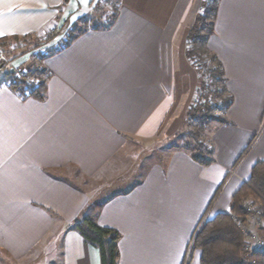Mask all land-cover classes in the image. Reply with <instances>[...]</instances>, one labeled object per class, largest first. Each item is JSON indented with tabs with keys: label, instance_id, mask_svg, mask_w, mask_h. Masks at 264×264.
<instances>
[{
	"label": "crops",
	"instance_id": "crops-1",
	"mask_svg": "<svg viewBox=\"0 0 264 264\" xmlns=\"http://www.w3.org/2000/svg\"><path fill=\"white\" fill-rule=\"evenodd\" d=\"M62 1L0 0V38L59 29L95 0ZM203 1L121 0L108 27L45 55L43 100L0 86V264L43 242L48 264H100L98 249L69 229L92 204L97 222L120 233L118 264H183L189 250L187 264H200L191 239L216 214L206 209L228 212L264 160V0L218 1L207 46L231 103L227 121L211 127L214 161L178 147L146 168L134 160L137 140L182 127L198 77L187 34Z\"/></svg>",
	"mask_w": 264,
	"mask_h": 264
},
{
	"label": "trees",
	"instance_id": "trees-1",
	"mask_svg": "<svg viewBox=\"0 0 264 264\" xmlns=\"http://www.w3.org/2000/svg\"><path fill=\"white\" fill-rule=\"evenodd\" d=\"M67 1L63 0L59 8H62ZM108 1H111L113 4V11L110 17H108L109 20L103 24L94 23L90 28H106L114 21L117 13L115 4L118 5L121 0ZM218 1L204 0L201 3L199 8L204 11L201 14L197 11L195 12L194 22L187 34V43L191 44V48L187 50L189 59L192 62L194 58L198 60L202 65L201 72L203 74L208 73L211 80L210 87H207L205 83H202L200 87L203 90L200 98L205 100V106L201 105V108L198 104L192 105L187 112L190 117L197 118L200 121V126L196 127L195 131V139L198 141L192 146L187 144L183 146L184 149L189 151L195 161L203 165L211 164L214 161L212 158V142L209 139L206 145L205 139L202 136L204 124L225 123L227 121L225 112L231 103L230 93L226 88L222 64L215 53L207 46L208 38L214 32V20ZM87 20L86 17L81 20L82 27H77V24H74L71 27L70 33H68L67 39L63 40L62 44L57 47H50L49 50L46 49V54L59 50L81 32L88 29ZM63 30H65L63 26L59 29L55 27L46 33L45 38H38L37 35H26L21 38L14 36L10 39L19 44L15 47L14 51L19 52V55L44 46V44L49 43ZM5 39L7 38H0V42L6 43ZM46 54L38 55L39 59L31 61L29 66L24 70L19 69V67L18 69H11L9 74H17V76H14L12 81L8 83V86L24 97L43 100L46 95L47 71L42 65V60ZM198 71H200V68H198ZM210 95L219 101V106L216 107H219L220 115L210 113L213 109L212 105L208 104ZM215 104L217 105L216 102ZM247 199L259 202L262 223L264 224V160H259L253 165L249 178L242 182L234 192L230 210L228 212H218L212 218H203L195 229L191 239V249H198L200 251V264H264L263 251H253L249 254L244 249L243 227L246 225L245 219L248 214L247 207L245 206ZM47 211L52 216L59 217L56 212L52 210ZM97 217L98 206L95 204L89 205L84 209L81 216L72 222L69 229L76 230L85 242L98 249L100 264H118L120 233L111 227L100 225L97 222Z\"/></svg>",
	"mask_w": 264,
	"mask_h": 264
},
{
	"label": "rangeland",
	"instance_id": "rangeland-1",
	"mask_svg": "<svg viewBox=\"0 0 264 264\" xmlns=\"http://www.w3.org/2000/svg\"><path fill=\"white\" fill-rule=\"evenodd\" d=\"M201 1V0H200ZM115 6L117 7V5L115 4ZM113 4L111 1L108 0H95L93 1L91 7L88 9V11H86L82 16H80V20L77 19V21L75 20H70V21H66V23L63 25V27L66 29V32L64 35L61 36L60 40H58L56 43L52 42V45L54 47L59 46L62 44L63 40L67 39L68 37V33H70L71 31V27L74 24H77V27H82V22L81 20L86 17L87 20V25L88 27L93 26L94 23H106L109 19L108 17H110L112 11H113ZM197 12L199 14L203 13L202 9L200 10V8H196ZM93 19V20H92ZM93 21V22H92ZM70 22V24H68ZM46 33H44V35L39 34L37 35V37L39 38H45ZM35 36V35H33ZM21 38V37H20ZM6 43H1L0 42V86L2 84L8 85V83H10L12 81V79L14 78V76H17V74H9L11 69H15L19 67V69L24 70L26 67H21V66H15L16 64L18 65L19 62L25 63L27 65V67L29 66V64L31 63V61H37L39 59V57H37L38 55H44L47 52V48L45 46H42L38 49L35 50H29L27 52H25L24 54H19V52H14L15 51V47H17L19 44H17L16 42H14L13 40H11L10 38L5 39ZM186 49L189 50L191 48V44L186 43ZM52 47V46H51ZM17 55V56H16ZM193 60V59H192ZM5 62V64L3 65V63ZM194 67L196 69L197 72V86H196V92L194 94L193 100L191 101V105H199L201 108L204 105L205 100L201 99V93H203L202 88L200 89L202 83H205V85H207V87H210L211 85V80L208 76V73H202L201 72V63L196 60L194 58L193 62ZM198 68H200V71H198ZM209 101L208 104L212 105L213 109L210 112L211 114H216V115H220L221 112L219 110V101L217 100V98H213L212 95L209 96ZM215 102L217 103V105L215 104ZM202 103V104H201ZM188 108V109H189ZM188 110L186 111L185 115L183 116V120L184 122L182 123V127L173 135L167 133L164 130H162L160 133H158L156 136L152 137L151 139H147V140H137L136 143V148H135V155H136V160H134V164L138 165V163L141 161L142 166L141 168H146L151 162L160 159L164 156H166V154H168L169 151H171L172 149H174L175 147L178 148H183V146L185 144L187 145H194L197 143V139H195V131H196V127L200 126V121L197 118H192L187 114ZM188 121V123L186 124V122ZM213 126V123H205L204 127H203V131H202V136L205 139V144L207 143V140L210 139V131H211V127ZM207 145V144H206ZM205 155V154H204ZM243 156V155H242ZM141 169H139L140 171ZM258 202V201H257ZM259 203V202H258ZM214 204L213 202L211 203V205L206 209V215L209 214L210 212V216H213L215 213L218 212V210H213ZM212 209V211H211ZM205 215V216H206ZM263 221V220H262ZM262 226L264 227V224L262 223ZM255 232L257 234H262L264 236V228H262L261 226L256 227ZM263 232V233H262ZM46 241V240H45ZM50 241V240H49ZM44 243V242H43ZM41 245V247H39V249H37L34 254L30 257H28L27 259H23L21 262L16 263L14 261H12L11 264H48V262L46 261L45 258V249L47 246V242ZM245 249V247H244ZM246 251V250H245ZM249 254L251 252H248ZM191 252L189 250V253L187 255V257H185L184 263L183 264H187L188 258L190 256ZM250 257V255H248ZM55 261H58V257L56 256Z\"/></svg>",
	"mask_w": 264,
	"mask_h": 264
},
{
	"label": "built area",
	"instance_id": "built-area-1",
	"mask_svg": "<svg viewBox=\"0 0 264 264\" xmlns=\"http://www.w3.org/2000/svg\"><path fill=\"white\" fill-rule=\"evenodd\" d=\"M44 35V34H42ZM247 207L246 225L243 227L244 238L243 244L247 252L263 251L264 252V236L255 232L256 227L262 226L261 209L258 202L252 199L245 201ZM263 233V232H262ZM189 259V258H188ZM188 262V261H187Z\"/></svg>",
	"mask_w": 264,
	"mask_h": 264
},
{
	"label": "snow or ice",
	"instance_id": "snow-or-ice-1",
	"mask_svg": "<svg viewBox=\"0 0 264 264\" xmlns=\"http://www.w3.org/2000/svg\"><path fill=\"white\" fill-rule=\"evenodd\" d=\"M85 2H86V0H85Z\"/></svg>",
	"mask_w": 264,
	"mask_h": 264
}]
</instances>
